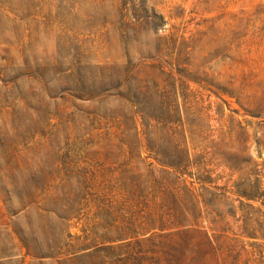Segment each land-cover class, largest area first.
<instances>
[{
    "label": "rangeland",
    "instance_id": "obj_1",
    "mask_svg": "<svg viewBox=\"0 0 264 264\" xmlns=\"http://www.w3.org/2000/svg\"><path fill=\"white\" fill-rule=\"evenodd\" d=\"M0 264H264V0H0Z\"/></svg>",
    "mask_w": 264,
    "mask_h": 264
}]
</instances>
